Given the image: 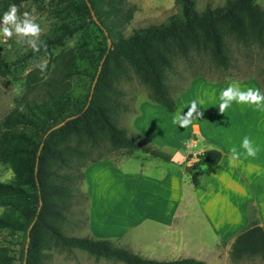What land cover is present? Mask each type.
Instances as JSON below:
<instances>
[{
    "label": "trees",
    "instance_id": "trees-1",
    "mask_svg": "<svg viewBox=\"0 0 264 264\" xmlns=\"http://www.w3.org/2000/svg\"><path fill=\"white\" fill-rule=\"evenodd\" d=\"M32 1L40 0H0V12L7 10L10 4L17 7ZM57 1L64 3L65 10L76 19L62 23L59 31L42 42L41 47L61 44L66 36L84 29L90 22L98 28L104 43L96 50L87 51L92 68L84 72L91 77L85 92L74 96L69 79L50 76L41 81L39 73L33 71L29 74L28 91L38 88L45 93L42 103L15 108L0 120V162L8 164L14 175L9 182L0 181V227L23 233L20 264H48L45 250L52 239L85 249L96 258L114 257L126 264H207L193 256L147 257L116 245L114 239L108 237L64 234L60 227L64 187L58 181V166L78 150L77 143L81 139L96 142V138L104 137L130 151L141 150L171 161L172 156L152 143L129 137L113 120L112 113L119 105L118 81L129 76L130 71L139 74L150 85L149 99L173 111L177 101L167 75L174 69V60L187 59L209 48L216 66L229 75L228 40L234 37L244 45L250 39L264 43V8L256 0H225L222 5L198 10L195 0H175L178 10L166 21L137 28L125 35L121 26L131 20L135 10L134 6H128L122 13L127 8L123 6L125 0ZM12 64L0 61L1 75H7ZM63 120H66L63 125L47 134ZM222 156V151L214 149L196 154L191 164V168L199 172L192 178L195 187L201 186L202 165L218 164ZM192 157L194 155L189 154L188 160ZM99 159L102 158L91 162ZM230 258L234 264H245L251 258L264 260V228L257 218H250L248 225L236 235ZM15 261L11 248L1 244L0 264H15Z\"/></svg>",
    "mask_w": 264,
    "mask_h": 264
},
{
    "label": "crops",
    "instance_id": "crops-1",
    "mask_svg": "<svg viewBox=\"0 0 264 264\" xmlns=\"http://www.w3.org/2000/svg\"><path fill=\"white\" fill-rule=\"evenodd\" d=\"M230 80L253 81L264 92L254 78L210 79L199 74L185 84L184 90L173 92L177 101L173 111L150 99L139 103L132 119L133 129L154 146L174 150L172 160L160 162V166L110 158L89 163L85 168V183L90 197V236L114 239L130 232L145 236L143 231H150L147 224L155 225L151 229L153 233L173 230L182 223H200L205 225L202 234L184 236L182 245L163 237L154 255L141 251L142 255L174 259L178 257L169 256L198 253L195 250L198 246L193 243L211 246L217 251L220 242H228L226 254L230 257L232 242L249 223L250 205L254 206L256 218L264 228V113L234 111V106L240 108L235 102L225 113L219 112L215 103L220 90ZM197 96L203 100V105L198 106L200 117L186 128L174 126L172 115L181 108V114L187 112L186 104ZM245 135L260 146V151L255 157L240 156L229 164L228 149L235 146L237 152L243 153L240 141ZM209 144L219 146L222 160L215 165L203 164V173L199 174L201 186L195 187L192 178L199 172L187 170L186 166L191 167L196 154L208 149ZM183 146L190 149L180 159L175 154ZM189 154L194 157L188 160Z\"/></svg>",
    "mask_w": 264,
    "mask_h": 264
},
{
    "label": "rangeland",
    "instance_id": "rangeland-1",
    "mask_svg": "<svg viewBox=\"0 0 264 264\" xmlns=\"http://www.w3.org/2000/svg\"><path fill=\"white\" fill-rule=\"evenodd\" d=\"M170 1L125 0V5L123 6L127 8H124L122 13H125L128 6H134L135 10L131 20L121 26L124 34L128 35L137 28L166 21L169 15L178 10L174 0H172L173 5L169 6ZM256 1L264 8V0ZM195 2L198 10H204L206 7L222 5L225 0H195ZM16 8L17 16L28 12L40 24L42 30L39 39L41 42L54 36L59 31V26L62 23L76 19V16L65 10L64 3H60L57 0L32 1L23 3ZM121 19H124V17L121 16ZM15 40L16 37L13 36L0 44V61L13 63L7 75L3 76L0 73V120L15 108L24 109L28 106L42 103L43 98L46 97L45 93L42 94L38 88L32 92L28 91L29 74L33 71L39 73L41 81L50 76L57 79H69L74 96L85 92L91 84V77L84 72L90 71L92 68L87 58V51L89 49L96 50L104 43V38L100 31L91 22L84 29L66 36L61 44L40 47L36 52L27 48V45L18 46ZM228 44V50L231 53V73L229 75H226L224 71L216 66L215 61L211 58V52L207 48L199 53H193L187 59L178 57L174 60V69L168 72L167 75V81L171 86L172 92H179L192 77L199 74H203L210 79H227L230 77L244 81L254 78L260 82L264 91V43H258L256 40L250 39L249 43L244 45L232 37L228 40ZM41 61L47 62L44 74H41L35 67ZM128 74L129 76L121 77L118 81L117 89L120 91L117 94L119 105L115 107L112 117L116 124L126 131L129 137L138 141L148 142L133 129L132 119L138 111L139 103L142 100L149 99L151 88L139 74L133 71L128 72ZM252 82L246 81L241 83V85L257 88ZM233 109L243 113L254 111L251 105H240V108L234 106ZM248 120L252 121L251 114ZM77 146L78 150L71 157L68 156L64 163H59L58 166V181L64 187V194L61 198L63 218L60 221V227L62 232L68 236H90L88 223L90 200L87 195L84 172L86 166L92 160L98 158H110L115 161L127 159L130 162H141L144 166L159 165L160 162H167L160 157H154L141 150L130 151L126 147H119L107 137L96 138V142L81 139ZM189 149L187 146H183L175 155L183 159ZM160 150L170 156L174 154V150L170 148H160ZM189 170H191V167ZM13 176V171L9 165L0 162V181L9 182ZM249 216L253 219L256 218L253 205L249 206ZM147 225L150 226V231L148 233L143 231L145 236L133 235L134 233L130 232L127 235L114 238L115 244L128 247L139 253L146 251L154 255L157 252L156 248L161 245L163 237L180 242L182 245L184 236L200 235L203 232V227H205V225L200 223H189V225L182 223L173 230H154L151 233L155 225ZM22 241V232H13L0 227V245L6 244L11 248V252L16 256L15 264H20L19 252ZM227 244L228 242H220L218 250L215 251L214 247L200 246L197 243H193L194 246H198L195 249L198 253L187 256L204 259L207 264H234L226 254ZM45 251L48 264H126L114 257L96 258L95 255L85 249L64 244L54 239L51 240L49 247ZM180 256L184 255L176 254L169 257ZM244 263L264 264V260L251 258Z\"/></svg>",
    "mask_w": 264,
    "mask_h": 264
},
{
    "label": "clouds",
    "instance_id": "clouds-1",
    "mask_svg": "<svg viewBox=\"0 0 264 264\" xmlns=\"http://www.w3.org/2000/svg\"><path fill=\"white\" fill-rule=\"evenodd\" d=\"M41 30L40 24L28 12L17 16V8L14 4H10L7 10L0 12V44L15 36V43L18 46L27 45V48L36 52L42 46L39 39ZM35 67L41 74H44L47 62L41 61ZM233 102L238 105H251L254 110L264 113V92L256 87L242 86L237 80H230L226 87L220 90L215 105L218 106L219 112L225 113V110L231 107ZM186 105L188 106L187 112L181 114V108L172 115L171 122L174 126L186 128L192 123L193 119L200 117L201 113L198 106L203 105L201 97L197 96ZM194 112L195 115H193ZM207 148L214 149L217 152L221 151L219 146L213 144L207 145ZM240 148L244 150L243 153L237 152L235 146L228 149L230 154L228 157L229 164L240 156L245 158L255 157L257 152L260 151V146L247 135L241 138Z\"/></svg>",
    "mask_w": 264,
    "mask_h": 264
},
{
    "label": "water",
    "instance_id": "water-1",
    "mask_svg": "<svg viewBox=\"0 0 264 264\" xmlns=\"http://www.w3.org/2000/svg\"><path fill=\"white\" fill-rule=\"evenodd\" d=\"M109 45H111V40H110V39H109ZM104 59H105V58H103L102 61H101V64H100V66H99V70H98L97 76H96V78H95V80H94V82H93V84H92V90H91V93H92V91H93V89H94V86H95V83H96V81H97V77H98V75H99V73H100V70H101V68H102V64H103ZM65 121H66V120H63V121H61L60 123H58V124L54 125L53 127H51V128L48 130L47 134H48L49 132H51L52 130H54V129L60 127L61 125H63V124L65 123ZM47 134H46V135H47ZM186 169L189 170L190 167H189V166H186ZM28 240H29V237H28ZM27 246H28V242H27V244H26V247H27Z\"/></svg>",
    "mask_w": 264,
    "mask_h": 264
}]
</instances>
